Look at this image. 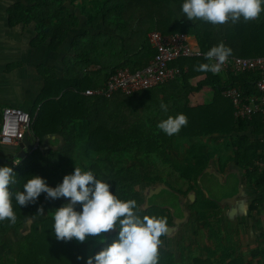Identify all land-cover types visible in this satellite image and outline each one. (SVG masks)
Segmentation results:
<instances>
[{"label":"trees","instance_id":"16d2710c","mask_svg":"<svg viewBox=\"0 0 264 264\" xmlns=\"http://www.w3.org/2000/svg\"><path fill=\"white\" fill-rule=\"evenodd\" d=\"M13 1L14 4L8 10L11 21L24 25L33 22L36 42L49 40V48L54 51L66 41L72 30L77 29L80 17L92 29L97 24H102L106 29L103 34L92 36L85 33V37L78 36L73 40V55H65L63 66L66 72L61 79H55L53 74L45 77L47 71L44 73L47 81L54 80L55 87L53 93L43 97L39 110L29 113L34 120L32 136L40 141L52 134L60 137L49 140L46 152L39 148L12 167L16 174V183L10 186L13 194L22 192L24 184L34 175L45 179L48 186L55 188L62 183L65 175L72 174L75 167H80L109 183L110 192L120 200H135L141 209V218L145 215L162 217L166 212L168 225L172 223L170 210L161 209L159 206L163 203L158 200L162 194H167L169 201H175L176 197L164 190L153 196L149 200L150 207L144 209V195H141L140 190L142 185L147 186L145 194L147 189L158 184L180 192L185 199L189 193L195 192L196 201L191 204L186 199V202L190 212L197 216L195 221L202 223L208 231L212 222H220V206L218 200L210 196L208 198L199 189L197 178L211 162L216 164L214 167L222 174L227 166L236 167L243 172L242 181L245 185L264 191V115L235 119L230 129L232 135H227L224 129H219L217 124L215 126L207 119L201 121L196 118L193 123V111L197 110L187 108L185 103L181 105L175 101V111L161 109L162 112L152 115V120L139 121L128 110L132 102L130 98L140 92L131 96L118 93L111 99L83 95L86 88L93 89L88 87L101 85L99 80L91 79L86 74V68L91 65H100L105 72L107 62H116L122 55L124 61L121 63L124 64L112 63L108 76L118 69L135 71L146 67L155 56L147 33L155 29L161 34L183 33L195 38L199 47L197 49L204 55L223 42L232 49L231 59L264 57V12L256 20L245 22L241 18L235 24L229 21L223 25H213L201 20L188 21L182 13L184 0ZM124 4L128 6V11L148 9L153 15H147L150 26L146 25L147 22L140 26L139 16H133L132 20L125 19ZM101 36L104 40L99 39ZM126 44L132 45L131 55L127 54ZM187 59L206 61L205 57ZM173 65L178 66L176 62ZM179 68L184 69L182 65ZM185 73L183 71L181 76ZM261 77L258 71H226L213 75L211 85L218 94L235 88L242 96H253L258 94L254 85ZM143 108L141 102V111ZM178 114L189 118L187 126L178 134L168 136L157 127L169 116ZM160 116H164L162 120ZM129 125L131 130L128 129ZM248 131L252 138L245 135ZM214 134L217 137H213ZM60 139L62 143L59 146ZM149 157L157 158L161 163L151 164L149 170L145 171L144 165L150 164ZM169 160L175 163L171 167L168 165ZM256 162H262L263 167L257 166ZM160 176H166L170 181L163 182ZM180 184L185 185L180 187ZM45 197L46 194L42 193L35 204L20 207L13 196L12 205L17 221L15 224L8 220L0 222V241L6 232L15 231L18 234L16 230L25 221L32 222L29 231L17 241V250L12 253V257L0 261V264L50 263V260H41L43 258L53 260L50 264H87L89 257H94L118 237V229H114L100 236H89L84 242L75 238L71 241L57 240L53 229L54 212L68 200H49ZM256 201H252V208H255ZM41 207L43 213L38 214ZM75 210L82 211L81 205L77 204ZM155 211L156 214L153 213ZM37 235L41 237L39 240ZM179 249L180 255L176 257L175 253L158 247V264L203 263L192 252L182 253L184 249L181 243Z\"/></svg>","mask_w":264,"mask_h":264},{"label":"crops","instance_id":"0c3cea01","mask_svg":"<svg viewBox=\"0 0 264 264\" xmlns=\"http://www.w3.org/2000/svg\"><path fill=\"white\" fill-rule=\"evenodd\" d=\"M13 4V0H0V119L2 109L5 107L19 108L28 113L37 112L43 102V97L53 93L55 87L54 80L49 82L45 77L53 74L55 79H61L65 75L66 68L63 66V59L65 55H73L71 52L73 40L78 36L85 37V33L95 36L103 34L106 31L102 24H97L94 29L86 26L83 18L80 17V24L77 29L72 30L66 41L54 51L49 48V40L36 42L35 24L33 22L24 25L11 21L8 10ZM123 7L125 10H123V17L125 19L130 18L132 20L134 18L133 16H139L140 26L146 22V25L150 26L151 21L148 16L153 15L148 9H143L139 12L140 10L136 9L128 11L126 9L128 6L125 4ZM141 7H143V4ZM136 22L135 20L134 23ZM152 31H149L147 36ZM154 31L162 33L156 29ZM99 39L104 40L103 36ZM189 40L193 47H198L195 38L189 36ZM125 46L127 54L131 55L133 52L132 45L129 46L126 44ZM122 54L124 53L122 52ZM123 61L124 58L121 55L116 62H107L105 72L100 65H91L86 68V74L91 79L99 80L101 85H103L108 73L112 69L111 64H124L121 63ZM208 63H211V61L197 59L179 60L176 64L183 66L186 72L185 75L131 97L130 100L132 102L128 110L129 113H133L138 120H152V115L161 111V103L167 105V111L169 109L172 111L176 110L174 108L175 101L176 104L181 103L183 105L185 103L187 108L193 110L194 108L192 109L188 105L191 102L190 98H192L195 103V109L197 110L195 112L193 111V123L197 119L201 121L207 119L213 125L217 124L219 129H224L228 133L227 135H232L230 129L235 118L231 99L224 93L218 94L214 90L211 81H213L212 76L215 74L210 71H196L199 65ZM46 71L45 76L44 73ZM224 72L221 70L220 73L222 74ZM187 77H192V85L183 82ZM207 79L208 81H206ZM180 82H183V85ZM89 84L94 85L93 83ZM101 85L88 88H96ZM187 94L188 96L186 98ZM141 102L144 106L143 111H141ZM163 117L160 116L161 120ZM128 129L131 130V125H129ZM250 134L251 132L249 131L245 133V135L252 138ZM52 135H50L49 140H53L57 136L60 137L57 134ZM213 137H217V135L214 134ZM60 140L59 146L62 143V139ZM40 143L41 141L39 142L38 149L41 148ZM13 147L15 146L0 145V167L8 166L12 168L15 160L17 163L21 161L20 159H15L11 166V157L14 154ZM48 149L49 146H47ZM17 165L15 164V167ZM214 165L216 164L211 162V165L208 167L217 171ZM242 173L236 167L227 166L224 173L220 174L228 177V183L232 187L227 186V190L219 198H211L220 202L223 199L235 197L237 195L238 178H240L244 191L243 197L245 202H247L245 203L247 208L246 212L240 214L238 212V206L235 203L231 205V209L227 205H224L220 207V222L218 224H216V221L212 222L209 225L208 231L202 223L195 221L197 216L194 214L191 219V224L181 227L180 232L186 238V241H188L186 246L183 247L185 250L184 254L192 252L193 255L199 256L203 263L198 264H264V191L251 188L247 184L245 185L242 181ZM212 179L220 186L216 179ZM222 189L224 190L220 186V190ZM204 193H207V196H209L208 191L205 190ZM254 199L257 201L254 204L255 208H252L251 204ZM231 210L234 212L233 215L235 213L238 215H234L233 218H228L227 214ZM25 222L18 228L19 230H16L19 231L18 234L15 231H8L3 236L2 241H0V261L11 258L12 253L17 250V241L21 237L23 238L30 229V225L27 229L23 228ZM180 251L178 248L176 257L180 255Z\"/></svg>","mask_w":264,"mask_h":264},{"label":"clouds","instance_id":"9594fccd","mask_svg":"<svg viewBox=\"0 0 264 264\" xmlns=\"http://www.w3.org/2000/svg\"><path fill=\"white\" fill-rule=\"evenodd\" d=\"M264 0H184L182 13L188 21L201 20L213 25H223L229 21L238 23L256 20L264 12ZM232 55V49L223 42L212 47L205 59L214 63L201 64L199 72L218 74ZM161 109L167 111V105L161 103ZM188 123L184 114L169 116L157 127L168 136L178 134ZM20 161V160H19ZM15 164H19L14 161ZM13 168L0 167V222L17 221L12 199L20 207L35 204L41 194L46 199L68 200L54 212V235L59 241H71L73 238L84 242L89 236H100L110 230L118 229V237L87 264H158V247L161 237L167 232L166 217L140 216V207L135 200L122 201L110 192V184L98 179L92 171H83L75 167L74 172L65 175L62 183L55 188L38 175L31 176L23 186L22 192L13 194L10 186L16 183ZM77 204L82 211H76ZM43 213V208L38 214ZM103 242V241H102Z\"/></svg>","mask_w":264,"mask_h":264},{"label":"built area","instance_id":"2783aa9c","mask_svg":"<svg viewBox=\"0 0 264 264\" xmlns=\"http://www.w3.org/2000/svg\"><path fill=\"white\" fill-rule=\"evenodd\" d=\"M148 40L155 49V56L146 67L135 71L118 69L108 76L101 87L86 89L83 95L105 99H110L118 93L131 96L179 77L184 70L173 65L177 60L203 56L183 33L161 34L154 31L148 35ZM222 68L235 72L256 70L261 73L262 77L254 85L257 95L242 96L235 88L225 94L231 99L234 118L249 119L253 115L264 114V57L228 59ZM32 123L33 119L28 112L13 107L3 108L0 119V144L17 145L29 134L33 141L32 150H37L40 141L32 136ZM257 165L262 167L263 163L257 162Z\"/></svg>","mask_w":264,"mask_h":264},{"label":"water","instance_id":"95a60500","mask_svg":"<svg viewBox=\"0 0 264 264\" xmlns=\"http://www.w3.org/2000/svg\"><path fill=\"white\" fill-rule=\"evenodd\" d=\"M54 136V135H52ZM50 139V136H46L42 139L40 146H41V151L42 152H46L47 151V146H48V141ZM12 149H14V154L11 157V166L13 164V161L15 159H24L27 155H28V151H30L32 149V141L29 138L28 134L25 135L24 139L15 147H13ZM212 177L214 179H216L219 183V185L221 187H232V185H230L228 183V177L227 176H222L220 174L217 173V171L213 170L210 167H207L206 169H204L202 171V173L198 176L197 178V184L198 186H200L201 188V184H202V180L206 177ZM162 190H166V191H171L169 188L163 186V185H156L155 187H150L148 189V191L145 194V198H144V209H147L149 207L148 205V200L153 196V195H157L158 193H160ZM243 188H242V183H241V179L238 178V185H237V195L233 198H229V199H223L222 201L219 202L220 207H223L224 205H227L229 207V209H231V205H233L235 203V205L238 206V212L240 214L246 212L247 208L245 203V199L243 197ZM178 196V202L180 203V209L182 210V218H177V217H173V226L172 227H168L167 232L165 233L166 236H170L172 235L177 228L185 223L187 221V218L189 217V213L188 211H183V201L184 199L179 196L178 193H175ZM242 197V198H241ZM195 198V194L194 192H191L188 196L189 199V203H192L194 201ZM171 210V214L174 213V209L173 208H169ZM233 211L231 210L230 212H228L227 216L228 218H233L234 215H238V214H234L233 215ZM31 220H28L27 222H25V224L23 225V228H28L29 225L31 224Z\"/></svg>","mask_w":264,"mask_h":264},{"label":"flooded vegetation","instance_id":"af4514ba","mask_svg":"<svg viewBox=\"0 0 264 264\" xmlns=\"http://www.w3.org/2000/svg\"><path fill=\"white\" fill-rule=\"evenodd\" d=\"M158 185H160V184H158ZM161 185H163V184H161ZM164 186V185H163ZM171 190V189H170ZM147 191H148V189H147ZM162 191H164V190H162ZM161 191V192H162ZM160 192V193H161ZM167 192H169L171 195H173V196H175L176 197V202L174 201V200H171V201H169V200H167L166 198H165V196H161L160 198H159V202L160 203H163V205H161V206H159L161 209H169V208H173L174 209V213L173 214H171V216H172V221H173V217H177V218H182V210L180 209V203L178 202V196L175 194V193H178L179 194V196H181L182 198H184L185 199V197H183L182 196V194L180 193V192H178V191H174V190H171V191H167ZM160 193H158L157 195H159ZM190 194V193H189ZM189 194L187 195V200L189 201V199H188V196H189ZM141 195H144V198H145V191H143L142 193H141ZM153 196H156V195H153ZM152 196V197H153ZM151 197V198H152ZM150 198V199H151ZM149 199V200H150ZM186 199H185V201L183 202V211H188V213H189V217L187 218V221L185 222V223H183V224H181L179 227H178V230H176L172 235H170V236H166L165 234H164V236H163V238L161 239V244L159 245V247L160 248H162V249H164L165 251H171V252H173V253H175V255H176V251L178 250V248H179V244L180 243H182L186 238L183 236V234L180 232L181 231V227L182 226H184V225H189V224H191V219H192V216H193V214H192V212H190V209H189V207H188V203L186 202ZM149 200H148V205H149ZM156 204L158 203V202H155ZM192 204V203H191ZM149 207H150V205H149ZM148 207V208H149ZM147 208V209H148ZM170 210V209H169ZM153 213H157V211H155V212H153ZM170 213H171V210H170ZM162 217H166L167 218V214H166V212L163 214V215H161ZM173 226V222L171 223V225H168V227H172Z\"/></svg>","mask_w":264,"mask_h":264},{"label":"rangeland","instance_id":"374dc122","mask_svg":"<svg viewBox=\"0 0 264 264\" xmlns=\"http://www.w3.org/2000/svg\"><path fill=\"white\" fill-rule=\"evenodd\" d=\"M191 80H192V77H187V78H185V81H183V82H186V83H188L189 85H192V82H191ZM183 82H180L182 85H183ZM187 93V92H186ZM187 96H188V94L186 95V98H187ZM190 100H191V102L188 104L189 105V107L190 108H194L195 109V103L193 102V100H192V98H190ZM174 156H175V154H173ZM149 160H148V162L150 163L149 165H144V167H145V171H148L149 170V168L151 167V164H159V163H161V162H159V160L157 159V158H154V157H149L148 158ZM142 160H147V159H142ZM18 161V160H17ZM172 164H175L174 162H172L171 160H169V163H168V165L171 167L172 166ZM139 166H141V165H139ZM13 167H15V164L13 165ZM164 171H166L165 169H164ZM160 178L162 179V181L164 182V181H168L169 180V178H166V176H163V177H161L160 176ZM170 181V180H169ZM182 185H185V184H180V187H182ZM146 185H142V187H141V191L143 192L144 190H146ZM200 187V186H199ZM224 188V190L222 189V190H220V186H218V184H217V182L215 181V180H213L212 178H209V177H205L204 178V180L202 181V184H201V188H199L200 190H202L203 191V193H204V191L206 190V191H208V193H209V196L210 197H216V198H219V196L221 195V194H224L225 193V191L227 190V187H223ZM182 189H184V188H182ZM205 194V193H204ZM206 195H207V193H206ZM161 196H165V198L167 199V200H170V197L167 195V194H162ZM54 217V216H53ZM54 219V218H53ZM41 237H40V235H37V239L39 240ZM56 238V237H55ZM88 240V239H87ZM187 242L188 241H186V239L181 243V245H182V247H185L186 246V244H187ZM184 251L185 250H183V253H184ZM41 260H45V261H48V260H50L49 262L51 263V262H53V260H51V259H49V258H46V259H41ZM50 263H44V264H50Z\"/></svg>","mask_w":264,"mask_h":264},{"label":"bare ground","instance_id":"6f19581e","mask_svg":"<svg viewBox=\"0 0 264 264\" xmlns=\"http://www.w3.org/2000/svg\"><path fill=\"white\" fill-rule=\"evenodd\" d=\"M188 38H189V37H188ZM189 41H190V40H189ZM151 47H152V46H151ZM152 48H153V47H152ZM154 50H155V49H154ZM201 53H202V52H201ZM202 54H203V53H202ZM202 57H205V55L203 54ZM197 58H198V57H197ZM184 59H187V58H184ZM228 59H231V58H228ZM233 59H234V58H233ZM179 60H181V59H179ZM179 60H177V61H179ZM177 61H176V62H177ZM212 63H214V61H212ZM180 69H181V68H180ZM183 70L185 71V69H183ZM222 70L225 71V72H226V71L235 72V71L230 70L229 68H227V69H223V68H222ZM253 71H256V70H253ZM246 72H247V71H246ZM258 72H259V71H258ZM263 74H264V73H263ZM181 75H182V74H181ZM181 75H180V76H181ZM180 76H179V77H180ZM177 78H178V77H177ZM174 80H175V79H174ZM172 81H173V80H172ZM155 88H156V87H155ZM152 89H153V88H152ZM232 89H234V88H232ZM148 90H150V89H148ZM229 90H231V89H227V90H225L223 93L225 94V93H226L227 91H229ZM144 91H146V90H144ZM140 92H141V91H140ZM225 95H226V94H225ZM90 97H91V96H90ZM262 115H264V114H262ZM32 119H33V118H32ZM235 119H236V118H235ZM245 119H247V118H245ZM249 119H250V118H249ZM33 121H34V120H33ZM32 124H33V123H32ZM31 127H32V126H31ZM31 131H32V130H31ZM28 136H29V138H30L31 141H32V138L30 137L29 134H28ZM24 137H25V136H24ZM23 139H24V138H23ZM18 144H19V143H18ZM18 144H17V145H18ZM0 145H2V146H16V145H3V144H0ZM32 148H33V141H32ZM31 152H32V149H31L30 151H28V155H29ZM28 155H27V156H28ZM27 156H26V157H27ZM26 157H25V158H26ZM22 160H23V159H22ZM256 165H257V162H256ZM257 166H258V165H257ZM262 167H263V166H262ZM217 173L220 174L219 172H217ZM220 175H221V174H220ZM199 188H200V187H199ZM194 194H195V197H196V193H195V192H194ZM207 197L210 198L209 196H207ZM183 199H184V198H183ZM184 201H185V199H184ZM184 201H183V202H184ZM195 201H196V198H194V201H193L192 203H194ZM218 205H219V201H218ZM219 206H220V205H219Z\"/></svg>","mask_w":264,"mask_h":264}]
</instances>
